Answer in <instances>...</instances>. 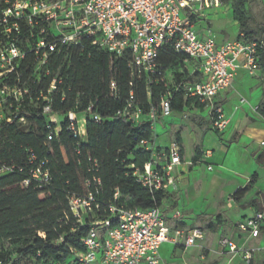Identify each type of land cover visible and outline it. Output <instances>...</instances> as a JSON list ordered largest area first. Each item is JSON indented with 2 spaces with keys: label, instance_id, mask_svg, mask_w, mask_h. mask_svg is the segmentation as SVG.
I'll return each mask as SVG.
<instances>
[{
  "label": "built area",
  "instance_id": "obj_1",
  "mask_svg": "<svg viewBox=\"0 0 264 264\" xmlns=\"http://www.w3.org/2000/svg\"><path fill=\"white\" fill-rule=\"evenodd\" d=\"M3 3L7 7L0 10V124L26 123L24 104L31 95L21 83L18 70L27 53L34 55V73L44 71L47 76L52 54L80 45L84 38L91 39L92 46L98 50L117 58L129 56L132 79L144 78L151 105L148 112L131 92L127 104L116 113L117 117L136 125L143 121L154 123L171 115L175 95L183 90L185 97L193 100L191 106L203 111L213 129L222 134L230 119L215 98L232 87L238 70L252 75L264 59L263 39L250 41L239 33L234 41L219 45L211 30L198 29L205 12L221 8L222 0H3ZM167 48L185 56L186 72L181 69L168 74V70L162 75L158 54ZM11 74L16 75L13 84L8 81ZM156 76H161L166 87L158 107L150 102V87ZM58 84L61 81L53 79L47 94L55 92ZM111 87L117 90L115 82ZM40 98L49 101L43 93ZM245 104L248 102L242 98L235 111ZM92 109L90 106L88 112ZM251 109L257 113L259 107ZM43 112L56 123L53 119L58 116L52 114L50 107L46 106ZM92 118L100 122L98 116ZM69 120L75 138H84L78 127V115L69 113ZM58 131L59 128L50 132L48 140ZM139 145L148 153V160L142 169H135L133 177L152 194L160 192L166 196L176 185L177 169L183 163L181 147L173 143L163 148L154 138ZM93 164L97 167V161ZM41 168L33 177L47 183L49 177L42 174ZM9 170L0 169V175ZM93 182L100 184L98 179ZM69 206L77 223L90 228L84 240L85 251L76 252L72 264H164L160 255L164 244L187 250L206 237V231L199 227L182 230L168 226L160 208L111 207V217L96 220L95 208L99 209L100 205L93 192L85 198L70 197ZM179 217L176 214L174 219ZM237 229L248 238L263 236L264 209L244 219ZM218 244L232 254L243 252L227 237L220 238ZM245 257L251 260L252 252L247 251Z\"/></svg>",
  "mask_w": 264,
  "mask_h": 264
},
{
  "label": "trees",
  "instance_id": "obj_2",
  "mask_svg": "<svg viewBox=\"0 0 264 264\" xmlns=\"http://www.w3.org/2000/svg\"><path fill=\"white\" fill-rule=\"evenodd\" d=\"M222 2L232 3L240 33L250 41L264 40V29L253 30L248 24L246 0ZM6 7L0 0V10ZM185 59L172 48L162 49L158 54L162 75L174 67L186 72ZM33 62L34 55L27 53L18 70L21 83L31 95L24 104L26 123L0 124V169L10 168L0 175V264H72L75 253L85 251L84 240L90 228L80 226L73 217L70 197L85 198L93 192L100 205L95 208L96 220L111 217V207L128 210L162 205V193L152 194L133 177L135 169H142L148 160V153L139 144L154 138L153 123L136 125L116 116L131 92L146 112L151 105L144 78L131 77L129 56L117 58L98 50L91 39L84 38L80 45L52 54L47 76L44 71L35 74ZM15 78L11 74L9 83L13 84ZM55 78L61 84L48 95ZM112 82L117 85L116 91ZM150 92L152 106L158 107L166 93L161 76H156ZM41 93L49 98L48 102L40 98ZM192 103L182 90L175 95L172 110L183 112ZM46 106L61 119L59 124L44 114ZM72 112L86 117V136L82 139L75 138L70 129ZM258 113L264 117V108L259 107ZM92 115L98 116L100 122L94 121ZM57 128V135L49 141L48 135ZM197 162L196 158L193 163ZM40 166L42 174L49 177L47 183L33 177ZM257 178V174L253 175L248 185L233 194V199L240 202ZM215 227L209 224L210 229ZM5 245H9L8 249Z\"/></svg>",
  "mask_w": 264,
  "mask_h": 264
},
{
  "label": "crops",
  "instance_id": "obj_3",
  "mask_svg": "<svg viewBox=\"0 0 264 264\" xmlns=\"http://www.w3.org/2000/svg\"><path fill=\"white\" fill-rule=\"evenodd\" d=\"M210 11L213 12L207 10L198 22V29L201 31L207 29L200 24ZM214 36L219 45L235 40L226 41L218 39L216 34ZM168 72V74L175 73L172 70ZM246 74L245 70H238L232 87L215 98L216 104L230 119L229 126L222 134L216 132L207 115L200 109L193 108L192 104L183 112L173 111L171 115L159 119L160 122L156 123L154 139L159 145L168 148L173 143H177L182 149L183 163L177 169L176 185L169 191L167 197H164L160 207L167 225L172 228H175L173 224L177 223L174 219L176 214L182 217L180 220L182 225L177 228L190 230L199 226L185 228L183 223L189 225L209 219V224L216 225L215 229H209L215 232L223 228V216L226 217V221L234 222L238 226L244 219L264 209V117L251 109L252 106H260L262 88L256 90V97L247 96L245 99L248 104L235 111V107L240 105H238L240 103L238 96L242 93L240 78L245 77ZM262 108H264L263 104ZM189 111L193 115H189L190 120L186 115ZM202 114L206 116L210 125L207 137H204L199 124L192 120L202 117ZM54 119L60 118L54 117ZM78 127L85 137V115L78 116ZM209 134L216 139L218 149L207 145L206 139ZM217 150L221 153L218 160H216ZM196 158L198 162L193 163ZM255 174L258 176L256 182L240 202L235 201L233 194L248 185ZM222 201L224 204L221 203ZM230 209H237L234 218L230 216ZM213 218L214 221H211ZM228 234L227 238L243 249L242 253L235 254V264H246L243 259L246 258L247 251L252 252V264H264V235L259 238H248L238 229L228 231ZM170 245L174 249L179 248ZM207 246L208 243L203 241L201 247Z\"/></svg>",
  "mask_w": 264,
  "mask_h": 264
},
{
  "label": "rangeland",
  "instance_id": "obj_4",
  "mask_svg": "<svg viewBox=\"0 0 264 264\" xmlns=\"http://www.w3.org/2000/svg\"><path fill=\"white\" fill-rule=\"evenodd\" d=\"M245 9L247 12L248 17V24L253 30H256L260 27L264 29V0H246L245 3ZM213 12H209L210 14L202 21L200 25L203 27H207L209 30L212 31L213 34H216L218 39L223 40H234L237 38L238 34L240 33V24L234 20L233 17V9H232V3H224L219 10H212ZM198 27V26H197ZM173 72H177L180 69L179 68H172ZM240 81H242L241 90L242 93L239 94V102L241 98H254L256 97L255 92L256 90L261 87L263 94L260 98V108H262V104L264 105V66L260 65V67L257 69V71L250 75L249 73L246 74L245 77L240 78ZM239 81V82H240ZM240 103H238L239 105ZM192 111V110H191ZM189 119V115L193 116L191 112H186ZM259 114V113H258ZM186 118H183V120ZM54 122L60 123L61 119H53ZM194 123L199 124L201 127V130L203 132L204 137H207L208 131L210 130L209 122L207 121V118L204 114H202V117H199L197 119H192ZM160 122L157 120L153 123V129L156 128V123ZM206 143L209 147L217 148V141L212 136V134H209V137L206 139ZM217 157L216 160H218L221 157V153L217 150ZM167 197V196H166ZM221 203L224 204V201ZM237 209H230L229 213L231 218H234V212H236ZM177 223H174L173 226L175 229L177 227H180L182 223L180 220H182V217H179L178 219H175ZM211 221H214V218L211 219ZM185 228H188L189 226L195 227L199 226L204 231H206V238L203 240L208 243L207 247H201L203 244L202 242H199L195 247L190 249H182V248H176L172 247L170 244H164L162 248L160 249V255L162 257L163 263H169V264H235L234 258L235 254L229 253L227 251H224L220 248L218 245V239L224 238L229 236L228 231H234L237 229L236 223L231 222L229 220L226 221V217L223 216V228L220 230H217L215 232L211 231L209 229V219H206L202 221L201 223H191L189 225L183 223ZM180 229V228H177ZM185 230V229H184ZM227 230V232H226ZM214 246H213V245ZM5 247L8 249L9 245H5ZM210 249H206V248ZM174 251V252H173ZM246 264H252V260L248 261V259H243ZM34 264V263H31Z\"/></svg>",
  "mask_w": 264,
  "mask_h": 264
}]
</instances>
